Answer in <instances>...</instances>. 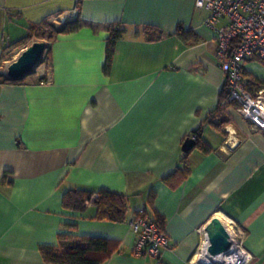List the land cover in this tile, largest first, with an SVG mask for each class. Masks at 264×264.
I'll list each match as a JSON object with an SVG mask.
<instances>
[{
  "label": "crops",
  "instance_id": "obj_1",
  "mask_svg": "<svg viewBox=\"0 0 264 264\" xmlns=\"http://www.w3.org/2000/svg\"><path fill=\"white\" fill-rule=\"evenodd\" d=\"M56 15L82 25L49 42L47 79L0 82V264H59L40 247L58 246L60 234L116 241L103 264H156L134 254L130 221L141 208L163 219L164 264H194L214 216L242 227L248 264H264V131L229 102L226 134L208 122L226 82L208 10L196 0H0V57L13 54L0 69L26 47L7 45ZM116 22L126 32L106 71ZM147 25L164 35L147 39ZM245 76L254 93L264 89V62L247 60ZM197 131L209 151L187 148ZM185 155L190 174L172 186L165 177ZM74 188L124 193L126 220L65 209Z\"/></svg>",
  "mask_w": 264,
  "mask_h": 264
},
{
  "label": "built area",
  "instance_id": "obj_2",
  "mask_svg": "<svg viewBox=\"0 0 264 264\" xmlns=\"http://www.w3.org/2000/svg\"><path fill=\"white\" fill-rule=\"evenodd\" d=\"M196 7L209 12L205 24L216 33L217 57L226 74L228 102L254 129L264 131V89L251 91L245 76L247 60L256 57L264 62V0H196ZM62 18L56 15L51 20L59 23ZM198 137L199 132L192 135L194 140ZM226 224L233 242L229 253L212 262L204 237L200 255L193 256L194 264H248L251 255L243 246L245 231L234 220ZM130 225L136 235L134 254L152 256L156 264H164L162 254L171 247L167 232L146 214L145 208L136 211Z\"/></svg>",
  "mask_w": 264,
  "mask_h": 264
},
{
  "label": "trees",
  "instance_id": "obj_3",
  "mask_svg": "<svg viewBox=\"0 0 264 264\" xmlns=\"http://www.w3.org/2000/svg\"><path fill=\"white\" fill-rule=\"evenodd\" d=\"M81 25L82 22L79 17L66 22L60 29L57 27V24L53 20L49 19H45L38 23H31L29 25L27 35L18 42L7 45L5 51H8L12 47L15 48L27 46L34 37L42 39L46 38L50 43H52L58 38L60 34L75 31L80 28ZM108 31L109 36L107 38L105 65L106 71L110 67V64L113 60L117 41L121 39L126 32V24L122 22L113 23L108 26ZM144 34L145 37L149 40L159 39L164 35V33L160 29L150 25L144 26ZM12 55V52L8 51V53H5L0 57V61L5 58L11 59ZM46 55L47 59L49 60L50 52L48 51ZM46 79L47 74L43 75L40 79L35 80L44 81ZM24 80L11 81L0 74V82H23ZM247 86L252 91L249 83H247ZM226 102H228V91L225 84L219 95L218 106L208 118V122L210 121V123H212L215 128L223 134H226L223 129L224 126L230 121L225 110ZM195 147H198L203 151L210 150V146L202 141L200 137L196 139ZM181 162H183L184 164L182 168L178 167L170 175L165 177V181L169 182L172 186L174 185L172 182H170V180L174 179L178 184L184 178H187L190 174L188 155H185L181 159ZM94 196H97V204L95 205L92 203ZM149 201L150 204H153V195L150 197ZM90 206L96 207V214L94 216L95 219L123 222L127 217L128 197L124 193L109 189L93 191L74 188L66 190L64 192L63 207L65 209L86 212ZM145 211L148 215L146 208ZM151 219L154 220L161 229H164L163 219L160 215L157 214L155 219ZM73 238L74 237L66 234H60L58 246L40 247L44 260L46 262L59 264H103L112 255L117 247L116 241L105 237L84 236L78 237L75 240H73Z\"/></svg>",
  "mask_w": 264,
  "mask_h": 264
},
{
  "label": "water",
  "instance_id": "obj_4",
  "mask_svg": "<svg viewBox=\"0 0 264 264\" xmlns=\"http://www.w3.org/2000/svg\"><path fill=\"white\" fill-rule=\"evenodd\" d=\"M73 18L65 16L57 24L60 29L68 21ZM49 44L42 40H33L28 44L12 61L6 62L0 74L11 81H22L33 75L44 58L45 52L48 50ZM196 140L192 137L187 138L186 146L188 149L194 148ZM94 205L97 204V196H94ZM206 237V252L210 255L211 261H215L218 257L229 253L232 247V236L227 227L226 222L219 216H214L204 226ZM204 263V262H203ZM206 264V263H204Z\"/></svg>",
  "mask_w": 264,
  "mask_h": 264
},
{
  "label": "rangeland",
  "instance_id": "obj_5",
  "mask_svg": "<svg viewBox=\"0 0 264 264\" xmlns=\"http://www.w3.org/2000/svg\"><path fill=\"white\" fill-rule=\"evenodd\" d=\"M58 24V23H56ZM33 40H42V41H46L48 44H49V40L48 39H42V38H37V37H34L30 42L29 44L33 41ZM47 51L45 52L44 54V58L42 60V62L40 63V65L38 66L35 74L33 76H31V79H40L43 75L45 74H48V71H49V60L47 59Z\"/></svg>",
  "mask_w": 264,
  "mask_h": 264
},
{
  "label": "bare ground",
  "instance_id": "obj_6",
  "mask_svg": "<svg viewBox=\"0 0 264 264\" xmlns=\"http://www.w3.org/2000/svg\"><path fill=\"white\" fill-rule=\"evenodd\" d=\"M200 255V252L197 254L196 258Z\"/></svg>",
  "mask_w": 264,
  "mask_h": 264
}]
</instances>
